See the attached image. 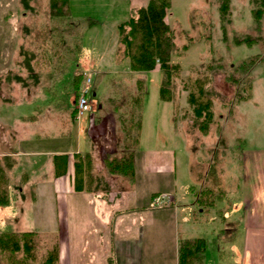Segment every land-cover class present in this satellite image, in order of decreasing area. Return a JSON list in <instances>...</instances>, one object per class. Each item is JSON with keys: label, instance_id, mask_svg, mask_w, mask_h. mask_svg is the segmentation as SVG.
Wrapping results in <instances>:
<instances>
[{"label": "rangeland", "instance_id": "374dc122", "mask_svg": "<svg viewBox=\"0 0 264 264\" xmlns=\"http://www.w3.org/2000/svg\"><path fill=\"white\" fill-rule=\"evenodd\" d=\"M23 1L0 0V153L18 152L5 175L11 184L9 211L14 213L17 207L12 204L16 198H22L27 203L21 211L31 225L41 208L49 210L48 206L38 205L51 196L46 188L40 191L38 186L34 194L31 189L24 190L20 196L16 183L23 174L29 181L41 182L43 177L49 181L53 178L49 172L53 152H74L79 149V143L82 150L86 148L85 129L91 114L86 113L81 120L72 123L70 109L74 108L75 101L72 79L81 69L85 71L83 79L96 72L91 75L89 84V90L95 92L91 100L96 103L94 109L99 103L104 105L108 124L105 139L97 142L94 148L97 158L92 164L93 180L104 178V151H119L124 137L123 121L118 120L115 112L119 106L107 100L143 95L141 136L130 170L133 169L132 180L134 172L136 178L142 176L143 181L146 176L149 180L128 191L130 197L126 207L130 204L148 206L145 196L151 191L168 190L156 195L167 194L170 202L174 200L173 206H164L166 210L151 204L153 209L169 215L164 229L152 231L150 219L140 221V232L138 236V231L135 232L134 243L142 245L145 256L142 255L141 264H155L164 259L165 264H170L173 248H180L181 242L187 239L205 241L203 264H239L238 254L235 253L234 261L228 246L223 245L227 241L219 236L216 240L221 241L218 245L221 252L213 253L212 238L198 231L200 227L188 211L183 214L188 213L191 222L184 223L180 210L190 208L189 203L197 204L202 186L208 184L211 190L204 189L201 194H215L213 203L220 216L228 204L238 209L224 224L226 229L241 221L244 182H254L251 171L245 173L244 155L259 153L260 162H264V8L256 0H229L227 11L220 13V0H171L165 22L173 44L170 65L179 67V76L172 79L170 101L163 102L159 98L163 76L158 68L149 73H133L127 70L128 62H122L118 63V77L100 73L101 67L111 63L106 61L107 56L104 59V47L99 39L109 38L113 26L125 22L138 8L145 7L147 0H69V16L62 19L51 16L48 0ZM257 9H262L259 19L254 15ZM19 52L54 58L44 64L46 68L49 64L55 67V78L48 77L53 69L43 70V67H38L41 72L35 77L36 85L31 78H10L16 73L10 72L13 63L8 59ZM102 54L103 58L98 59ZM203 77L208 78L205 90L212 106L210 120L202 131L199 124L196 125L192 107L186 102L184 86L189 78ZM204 118L197 122L201 123ZM14 131L21 140L25 137L28 140L13 141ZM145 168L153 170V174H145ZM169 168H174L171 177L170 173H165ZM260 171L259 184L263 187L264 170ZM122 175L127 182L131 180L129 173ZM218 186L221 188L217 189ZM255 188L252 197H263L259 187ZM113 191L107 197L112 198ZM86 192L84 197L95 196L102 200L100 209L104 212V193ZM33 197L40 201L32 204ZM208 200L202 203L212 204ZM234 241L237 246L242 243L240 233ZM194 242L196 240L190 243ZM38 246L33 247L37 257L41 250L45 252V247L39 249ZM0 252L2 261H8L9 254ZM22 252L15 253L13 260L23 258ZM30 252L29 249L26 253ZM43 256L46 259V254ZM153 257L156 260L151 262ZM196 262L201 263L200 256Z\"/></svg>", "mask_w": 264, "mask_h": 264}, {"label": "crops", "instance_id": "0c3cea01", "mask_svg": "<svg viewBox=\"0 0 264 264\" xmlns=\"http://www.w3.org/2000/svg\"><path fill=\"white\" fill-rule=\"evenodd\" d=\"M21 2L24 3L23 0H21ZM21 14L23 16L26 15L25 13ZM116 27L117 24L113 26V32L109 35V38L99 39V44L104 47V59H106L107 56L106 61L111 63L108 67H101L100 73L105 76L110 73L114 78L118 77V74H120L118 71L120 70L118 69L119 55L116 52ZM39 56L36 55L35 57V55L33 56L32 54L24 55L21 54V52L11 55L8 61L11 60L13 65L9 69L10 72L14 71L16 74L13 76L10 75V78L26 77L34 79L35 81V77H38L37 74L41 72L38 71L40 67H43V70L49 71L53 69V74L48 77L55 78V67L49 64L46 68L47 64H44L45 62L53 61L54 58L45 59L44 56H40L42 58ZM102 58L103 54L98 55V59ZM127 62L128 61L125 60L124 64H127ZM76 73H82L83 75L85 71L81 69V71H76ZM95 74L97 73L95 72L89 75ZM33 84L36 85L37 82L35 81ZM104 108V105L99 103L97 108H95L97 112L95 111V113L88 117L85 129L86 141L84 142L88 144L85 145L86 148H84V150L81 149L79 143V149H76L74 152L60 154L59 151H56L52 153L53 155L49 163L50 177L53 176L51 180L46 181V178L43 177L40 179L41 182L29 181L28 177L23 174L21 179L16 183L20 196L23 195L24 190L29 189H31L34 194V190H37L38 186L41 187L40 191L46 188L47 191L50 192L51 196L46 200L37 201V198L33 197L32 204L40 201L42 203H38V205L41 207H49V210L41 208L35 221H32V219L30 220V222H35L34 224L31 222V225H29L25 220V216H23L21 207L27 202L22 198H16L12 204L17 207L14 213L10 212L8 209L11 205L10 197L8 200V191L11 189V184L5 175L12 165V158L16 157L18 152H13V154L0 153V237L3 235H26L30 240L28 241V245L33 244L31 246L32 252L20 260H13L14 257L9 254L5 248L4 252L6 256L7 253L9 254L6 257L8 261H2V254L0 252V264H46L45 256H43L45 252L41 250V254L40 252L39 254L37 253V257L34 253L36 250L33 251L35 245H39V249L45 247V251L48 247L56 246V258L53 264H141L142 260H144V257L142 258V245L139 244V246H137L134 243V237L136 236L135 232L138 231V236L140 232V221L142 222L148 219L152 222V224H150V229L152 231L159 228L164 229V222L169 219V215L153 209L151 206V197L158 194V192L167 193L166 191L168 190L148 192L145 196L147 199L145 205L148 206H140V204H138L136 205L137 207H133V205L130 204L126 207V203L128 202V197H130L128 191L135 186L141 187L142 183L149 180V177L144 175H152L153 170L145 168L143 181L142 176L136 178V173L134 172V179L127 182L126 177H124L121 173L122 171H120L122 167L117 162L119 157L124 155L125 151L121 150V148L114 153L104 151V160L102 162V166H104V178H101L102 180L93 181L95 183L92 184L93 186L91 188V194L104 193V212L100 209L102 200H97L98 197H84V193H87L86 186L89 184L84 181L82 184L83 190L80 192H76L74 189L75 155L82 157L84 154L89 153L92 155L93 164L95 158H97L96 149L94 150L96 143L105 139L107 135L108 121L104 116ZM73 121L72 123L75 124L74 119ZM23 134L26 133L23 131ZM140 136L141 128L139 137ZM27 140L26 137L21 140L16 132L13 136V141L26 142ZM136 152L137 150L134 152V158ZM57 155L67 156L64 165L65 173L62 175H55L54 173V167L56 166L54 156ZM244 156L245 173L248 174V171H251L250 174L253 175L254 182L250 183L249 180L244 182L243 200L240 204L242 218L239 225L234 223L231 226H227L228 229H226L224 224L229 220L230 215L234 214L238 209L236 205L232 206L228 204V207H226L224 213L220 216L213 203L215 194L213 196L211 193L201 194V192L204 193L205 190H211L208 184L202 186L203 190H200V195H198L196 199L197 204L193 205V203H189L190 208L181 209L180 215L184 223H188L189 220L191 222L190 215L194 217V223H198L200 227L198 231L208 238H212L213 253L221 252L218 247L221 241L219 240L220 242H218V240H216L217 236H219V239L227 241V243L223 245L228 246L234 261L236 260L235 253H237L239 256V264H264V186L262 187V183L259 184L261 178L258 176L259 172L261 173L260 170H264V162H260L261 156L259 153L250 152L248 154L246 153ZM114 159H117V161L112 162ZM57 162H60V160ZM58 164L59 163H57V165ZM257 167H259V170H257ZM165 173H170V177L173 176L172 173H174V168H169ZM123 179L126 181L124 182ZM172 179L173 177L171 180ZM114 184H116L115 189ZM255 186L259 187L258 190H260L263 197H252V193H254L256 189ZM212 187H215L213 182ZM220 188V186L217 187V189ZM112 190L115 191L112 192L113 197H107ZM248 190H252V192H248ZM192 194H194V191ZM210 195L211 198H209ZM205 199H209V202L212 201V204L202 203ZM170 206H173V202ZM162 209L166 210V207H162ZM183 211H188L190 215L188 213L183 214ZM171 212H176V210H171ZM238 233L241 234L242 243L237 246L234 240ZM191 240L200 241L197 242L199 249L196 250V257L199 261L200 256L201 263L199 264H203V253L206 243L203 239H187L181 243L186 241L191 242ZM215 240L216 242H214ZM46 244L49 245L47 246ZM179 249L180 248L176 247L173 248L172 256H170V264H178ZM154 260H156L155 257L152 258L151 262H154ZM155 264H165V259Z\"/></svg>", "mask_w": 264, "mask_h": 264}, {"label": "trees", "instance_id": "16d2710c", "mask_svg": "<svg viewBox=\"0 0 264 264\" xmlns=\"http://www.w3.org/2000/svg\"><path fill=\"white\" fill-rule=\"evenodd\" d=\"M220 13L227 11L229 0H220ZM258 5L264 8V0H256ZM171 0H147L145 7L138 8L132 17L125 22L117 25V54L118 63L128 61L127 70L133 73H149L156 68L161 72L163 80L159 88V98L163 102L170 101L169 90L173 88L172 79L179 76V67L170 65L173 44L171 31L165 22L166 11L170 8ZM48 9L52 17L66 18L69 16V0H48ZM257 19L262 15V9L254 11ZM82 73H74L72 79V90L75 100L79 94ZM207 77L189 78L184 86L187 91L186 102L192 107V114L200 130H205L207 122L210 120V109L212 101L209 99L205 86ZM107 102L117 104L114 107L118 113V120L123 123V139L121 150L125 151L122 157L113 160L117 161L122 167L120 171L124 175L129 173L130 178L133 176L132 159L134 152L138 149L140 135L142 102L143 95H125L118 98H110ZM75 109L70 110V116L73 119ZM206 117V118H204ZM204 118L201 123L197 119ZM74 163V189L76 192L83 190V182L87 184V191L92 192L91 186L95 177L92 176V155L89 153L79 157L75 155ZM66 155L54 156L56 166L54 167L55 175L64 174V165ZM60 162H57L59 161ZM57 163H59L57 165ZM130 170V171H129ZM97 179V178H96ZM97 181V180H96ZM89 187V188H88ZM1 194V193H0ZM30 241L26 235H9L0 237V250L5 248L12 256L20 251L25 257L26 252L31 250L33 244L28 245ZM197 242L191 244L184 242L179 249L178 264H196L198 261L196 250L199 249ZM195 249V250H194ZM32 252V251H31ZM30 252V253H31ZM46 264H53L56 258V246L46 248Z\"/></svg>", "mask_w": 264, "mask_h": 264}, {"label": "built area", "instance_id": "2783aa9c", "mask_svg": "<svg viewBox=\"0 0 264 264\" xmlns=\"http://www.w3.org/2000/svg\"><path fill=\"white\" fill-rule=\"evenodd\" d=\"M89 82V79H86V83ZM88 89L83 87L80 91V94L76 101V119L78 120L84 113H87L91 110V102L87 98ZM170 199L168 195H159L153 199L154 205L168 204Z\"/></svg>", "mask_w": 264, "mask_h": 264}]
</instances>
